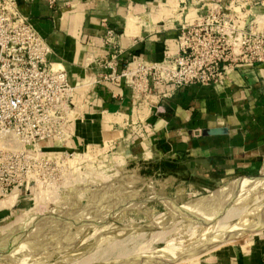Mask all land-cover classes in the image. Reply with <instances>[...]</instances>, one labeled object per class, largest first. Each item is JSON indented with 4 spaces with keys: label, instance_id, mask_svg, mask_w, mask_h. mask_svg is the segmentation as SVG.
<instances>
[{
    "label": "crops",
    "instance_id": "1",
    "mask_svg": "<svg viewBox=\"0 0 264 264\" xmlns=\"http://www.w3.org/2000/svg\"><path fill=\"white\" fill-rule=\"evenodd\" d=\"M218 1L240 25L264 29V0H17L49 43L50 61L76 87L68 137L41 146L81 151L103 169H130L184 192L264 177V64L235 65L224 85L165 83L135 92L123 82L97 81L104 71L98 60L111 45L121 51L120 68L131 58L159 62L177 52L179 26ZM16 201H1L0 217ZM13 211L8 223L19 219ZM197 256L175 264H264V226Z\"/></svg>",
    "mask_w": 264,
    "mask_h": 264
},
{
    "label": "rangeland",
    "instance_id": "2",
    "mask_svg": "<svg viewBox=\"0 0 264 264\" xmlns=\"http://www.w3.org/2000/svg\"><path fill=\"white\" fill-rule=\"evenodd\" d=\"M69 153L39 156L31 182L1 199L17 200L6 216L19 219L0 217V264L185 262L264 224V177L184 192Z\"/></svg>",
    "mask_w": 264,
    "mask_h": 264
},
{
    "label": "built area",
    "instance_id": "3",
    "mask_svg": "<svg viewBox=\"0 0 264 264\" xmlns=\"http://www.w3.org/2000/svg\"><path fill=\"white\" fill-rule=\"evenodd\" d=\"M177 32V52L159 62L131 58L120 68L121 51L111 45L109 54L98 60L104 71L97 81L123 82L135 92L165 83L224 85L235 65L264 64V29L253 21L240 25L219 1ZM111 36L108 30L109 43ZM51 53L17 0H0V200L31 182L29 173L39 156L71 155L41 146L68 137L76 89L65 69L50 61Z\"/></svg>",
    "mask_w": 264,
    "mask_h": 264
},
{
    "label": "bare ground",
    "instance_id": "4",
    "mask_svg": "<svg viewBox=\"0 0 264 264\" xmlns=\"http://www.w3.org/2000/svg\"><path fill=\"white\" fill-rule=\"evenodd\" d=\"M255 199V198H254ZM255 201V200H254ZM260 214V213H259ZM262 215V214H261ZM260 215V216H261ZM262 226H264V224H257V227H255V228H253V229H256V228H259V227H262ZM250 230H252V229H250ZM250 230H244V231H242V232H240V233H238V234H233L232 236H228V237H225V238H223V239H221L220 241H218L217 243H215V244H213V245H210V246H205V247H202L201 249H199L197 252H195V254H197L198 255V253H201L202 251H204V249L205 248H209V249H212V248H214V247H216L217 245H219L220 243H223V242H225V241H228V240H230V239H232V238H234V237H236V236H239V235H241V234H243V233H245V232H247V231H250ZM188 249H190V247H188ZM196 256V255H195ZM138 257V256H137ZM167 258H165L164 260L163 259H161V256H159V258L157 259V258H155V261H154V259H152V262H150V263H144V264H162V263H164V261L165 262H167V260H169V259H167ZM180 260H183V258L182 259H180L179 258V260H177L176 262H178V261H180ZM176 262H172L171 264H175Z\"/></svg>",
    "mask_w": 264,
    "mask_h": 264
}]
</instances>
